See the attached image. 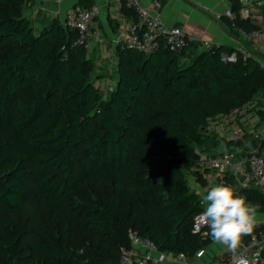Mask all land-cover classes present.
<instances>
[{"label": "trees", "instance_id": "trees-1", "mask_svg": "<svg viewBox=\"0 0 264 264\" xmlns=\"http://www.w3.org/2000/svg\"><path fill=\"white\" fill-rule=\"evenodd\" d=\"M30 2L0 0V264H118L130 232L186 260L206 250L213 240L191 231L203 208L184 171L204 184L201 152L222 138L210 135L212 121L240 128L246 115L264 118L258 62L223 45L188 61L194 43L180 54L118 46L116 80L103 97L75 31L53 17L36 33L24 13ZM228 4L237 18L222 17L233 36L256 28L241 0ZM231 52L235 62L221 59ZM217 184L264 212L259 187L237 188L230 175ZM31 191L29 222L21 216Z\"/></svg>", "mask_w": 264, "mask_h": 264}, {"label": "crops", "instance_id": "crops-1", "mask_svg": "<svg viewBox=\"0 0 264 264\" xmlns=\"http://www.w3.org/2000/svg\"><path fill=\"white\" fill-rule=\"evenodd\" d=\"M141 2L152 16L160 18L167 25L180 27L186 35L191 37L194 45L185 52L183 61L190 60L194 54L210 45H223L238 51L243 50L255 60H261L263 57L260 42L248 40L239 31L236 36L230 33L222 17L224 12L229 9L228 0H141ZM241 2L242 8L249 9L252 24L264 25V0L261 3L253 2L251 4L249 0H241ZM86 4L96 6L98 9V15L93 22L95 35L87 50V54L92 60L94 56L99 59L94 63L95 85L97 86V82L103 83L104 80L105 82L109 80L112 85L114 84L112 80L109 77L105 79L101 74L105 73L110 76V72L116 69L115 54L116 49L120 46L118 39L128 31L133 21L132 13L123 9L120 0H61V2L31 0L24 13L34 21L33 23L38 26L39 31L46 20L53 17L60 19L66 10L82 7ZM259 103L263 107L260 108L264 109V99L259 98ZM245 117H249L250 122L244 123L243 126L247 127L245 129L251 136L246 137L247 139L243 141L240 147H236L234 144L230 145L231 148L238 149L239 152L244 148L254 149L264 144V118H260L258 114H249ZM245 117H243L244 121ZM230 126L225 132L231 131ZM231 139L229 136L226 142ZM221 144L225 147L224 142ZM259 188L264 191V183ZM254 220L256 222L253 226L264 223V219L258 217ZM214 244L209 253L205 250L202 257L187 259V263L208 264L213 261L214 264H227L231 250L229 252H227L228 248L221 250L222 245L220 243L214 242ZM134 250L135 255H132V261L137 260L140 256V249L134 248ZM154 255H162L164 257L163 264L181 263L176 255L170 253L158 252ZM222 255H227V257ZM204 257L205 259H203Z\"/></svg>", "mask_w": 264, "mask_h": 264}, {"label": "built area", "instance_id": "built-area-1", "mask_svg": "<svg viewBox=\"0 0 264 264\" xmlns=\"http://www.w3.org/2000/svg\"><path fill=\"white\" fill-rule=\"evenodd\" d=\"M46 1V0H34ZM61 2V0H52ZM122 7L132 12L133 21L128 31L123 34L118 43L122 48L133 49L143 53H151L158 48H163L174 54L182 53L190 43L193 42L191 37L178 26H170L165 24L160 18L152 16L150 12L143 6L141 0H120ZM30 4V3H29ZM98 15L96 6L74 7L66 10L60 18L61 23L69 30L75 31V43L82 46L86 50L89 49L92 38L95 35L93 22ZM244 17H250L251 13L248 8L242 11ZM224 16L230 20L237 18L236 14L230 9L224 12ZM238 31L248 40L258 41L262 46V59L256 60L259 68L264 72V25L256 24V28L250 32ZM243 59L249 57L245 51H240ZM221 59L225 62H235L236 52L223 53ZM106 83H110L109 80ZM234 138H232L233 140ZM204 165L211 171L217 173L215 185L219 178L223 175L233 176L237 188H245L249 186H261L264 183V144L257 148L246 152L224 149L216 156H208L205 158ZM203 178L210 180L206 175ZM202 208L205 202L202 197L199 198ZM202 212V211H201ZM201 212L194 216L191 231L195 234L205 236L208 229L201 218ZM131 248H121L118 264H163L164 257L162 255L155 256L158 253L156 245L148 238H142L134 232L129 233ZM222 248H227L221 244ZM134 248L140 249V256L137 260L132 261V255H135ZM205 250L200 249L196 252L195 257L200 258L204 255ZM262 254H264V228L252 230L240 237L238 245L235 249H231L227 264H262ZM180 264H188L182 255H176Z\"/></svg>", "mask_w": 264, "mask_h": 264}, {"label": "clouds", "instance_id": "clouds-1", "mask_svg": "<svg viewBox=\"0 0 264 264\" xmlns=\"http://www.w3.org/2000/svg\"><path fill=\"white\" fill-rule=\"evenodd\" d=\"M203 200L205 207L200 215L209 236L229 250L235 249L240 236L253 228L254 206L227 184L209 187Z\"/></svg>", "mask_w": 264, "mask_h": 264}, {"label": "rangeland", "instance_id": "rangeland-1", "mask_svg": "<svg viewBox=\"0 0 264 264\" xmlns=\"http://www.w3.org/2000/svg\"><path fill=\"white\" fill-rule=\"evenodd\" d=\"M243 1H245V0H243ZM262 1L263 0H249L250 4L253 3V2L261 3ZM33 22L34 21H32V24L34 26L35 32L37 33L38 32V26L34 25ZM46 23H48V22L46 21ZM98 60L99 59L96 56H94L93 62L95 63ZM101 75H103V77H105V79L107 77H109L112 80L113 83L116 80V71L115 70H112L110 72V76L105 74V73L101 74ZM112 87H113V84L112 85L110 83L107 84L105 82V80L103 81V83L97 82V88H98L101 96H103V97L107 96L108 92L112 89ZM257 96H258L257 97L258 100H259V98L264 99V93H259ZM238 112H239V116H242V114H244V111H238ZM248 118L249 117H245V121L243 122V124L247 123V122H250L248 120ZM230 122H231L230 119L226 118V117H221V118L216 119V120L211 122V126H210L211 128H210V131H209L210 135H213V134H216L217 132H219L220 133L219 136L222 137V138L217 139V140H219V142L216 145L215 150L210 149V150H204V151L201 152V158L202 159L207 158L208 156H212L213 154H217V153L222 152L225 149V147L222 146L221 142L226 143V140H227V138H229V136H230V138H234L233 140L231 139L233 142H237V143H239L241 145H242L243 141L245 139H247L246 137H250L251 136V134L247 133V131L245 129L247 127L242 126V127L239 128L237 126V124H234L233 126L232 125L230 126L229 125ZM251 125H253V124H251ZM229 126H230V128H232L231 131L230 132H225V130H227ZM243 133H246V137L243 136ZM251 149L250 148H244V150H246V151L247 150H251ZM205 168H206V171H205L204 175L208 176L210 178V180L209 179L208 180L204 179L205 181H204L203 185L202 184H198V183L195 182L193 176L191 175V171L190 172L187 171V170L184 171L185 178H186V181H187L190 189L193 192L197 193L199 198L200 197L203 198V195L206 193V191H207V189L209 187L215 186V178H216L217 173L214 172V171H211L206 165H205ZM37 199L38 198L36 196V193L34 191H31L30 196H29V198L27 199V202H26L27 205L25 206L24 212L22 213V216H21V219H23V221L30 219L29 222H31V220L35 217V214L32 212V210L34 209L35 205L37 204ZM41 209L42 208L40 207V210ZM256 217L264 219V212L260 213V212H258V210L255 209L254 218H256ZM254 222H256V220H254ZM213 245H215L214 242L211 244V246L208 249H206V251L208 253L210 252V249L213 248ZM229 251L230 250L227 249V252H229ZM222 256L227 257V255H222ZM203 259H205V257Z\"/></svg>", "mask_w": 264, "mask_h": 264}]
</instances>
